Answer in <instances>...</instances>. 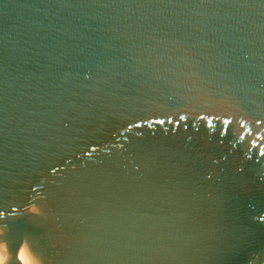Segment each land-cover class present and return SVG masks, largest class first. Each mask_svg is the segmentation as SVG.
Wrapping results in <instances>:
<instances>
[{
    "label": "water",
    "instance_id": "95a60500",
    "mask_svg": "<svg viewBox=\"0 0 264 264\" xmlns=\"http://www.w3.org/2000/svg\"><path fill=\"white\" fill-rule=\"evenodd\" d=\"M253 142L264 0H0L1 258L264 264Z\"/></svg>",
    "mask_w": 264,
    "mask_h": 264
},
{
    "label": "snow or ice",
    "instance_id": "6c2138e0",
    "mask_svg": "<svg viewBox=\"0 0 264 264\" xmlns=\"http://www.w3.org/2000/svg\"><path fill=\"white\" fill-rule=\"evenodd\" d=\"M176 116L178 117L177 119V123L179 122H183L187 119V115L186 114H176ZM215 119H219V116H216L214 117ZM145 120H149L151 119V122L152 123H156V124H164L165 121H167L168 124H172L173 123V119L172 118H168L167 116L164 118V119H161V118H156V117H153V118H148V117H145L143 118ZM196 119L200 120V121H205V115H200L199 113L196 114ZM259 122V121H258ZM231 123V121L225 119L223 121V125H224V129L226 130L229 126V124ZM132 126V123L130 122L129 124V127ZM135 127H140L139 124H136ZM207 127L209 129H213L215 127V125L212 123L211 120H208L207 121ZM241 128H243V125L240 126ZM221 135H224V131H221L220 133ZM240 140H243L244 139V136L241 135L240 137ZM260 138L257 137V140H259ZM260 149L259 151V155L261 157H264V144H261V145H257L255 142L252 143L251 145V148H258ZM251 159V157H249ZM13 212H15L16 210L15 209H12ZM4 216V213L3 212H0V217H3ZM5 228L6 226L5 225H0V239H6V235H5ZM19 245L18 244H13L11 243L10 241H7V247L4 248V253H3V257L0 258V264H16V260H17V247ZM0 247H2V245H0Z\"/></svg>",
    "mask_w": 264,
    "mask_h": 264
},
{
    "label": "bare ground",
    "instance_id": "6f19581e",
    "mask_svg": "<svg viewBox=\"0 0 264 264\" xmlns=\"http://www.w3.org/2000/svg\"><path fill=\"white\" fill-rule=\"evenodd\" d=\"M0 258H1V251H0Z\"/></svg>",
    "mask_w": 264,
    "mask_h": 264
}]
</instances>
